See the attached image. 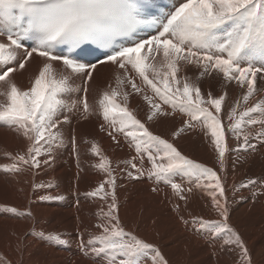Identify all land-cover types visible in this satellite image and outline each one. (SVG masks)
Here are the masks:
<instances>
[{"label":"snow or ice","instance_id":"snow-or-ice-1","mask_svg":"<svg viewBox=\"0 0 264 264\" xmlns=\"http://www.w3.org/2000/svg\"><path fill=\"white\" fill-rule=\"evenodd\" d=\"M173 10L156 12L154 0H0V92L5 99L0 102V122L14 129L25 140V148L15 155L6 153L11 163L0 164L9 173H23L39 169L54 160L52 149L62 142L61 126L70 123L67 115L60 118L62 110L75 107L62 97L73 92L74 78L85 83L93 79L98 65L115 67V87L111 84L100 95L97 105L109 128L129 139L143 162L146 155L151 163L147 170L130 163L131 178L147 176L156 182H165L187 204L193 188L185 189L174 177H188L194 187L209 190L212 204L220 219L192 217L191 224L212 237L224 238L227 245L241 249L242 264H251L247 247L238 233L228 224V198L220 175L211 167L183 155L169 140L155 135L128 107L130 92L142 94L149 107L148 120L168 117L177 111L189 119L184 128L199 124L218 152L223 168L225 154L229 152L225 125L221 112L227 93L207 96L201 91L199 80L216 74L227 82H235L246 89L226 113L227 128L236 140H241L237 151L254 149L252 138L264 141V99L249 106L257 92L258 75L264 82V0H183ZM150 17V18H149ZM155 29V34L142 33V28ZM31 41L34 46L26 47ZM95 44L105 49L103 59L84 63L76 58L75 50L82 45ZM60 46H67L61 52ZM60 52V54H57ZM42 58L31 87L22 89L13 74L24 70L33 57ZM62 65V70L57 68ZM198 72L196 79L182 72ZM136 77H139L140 84ZM146 86L151 95L144 91ZM85 96L82 119L92 115V105ZM166 106L171 107V112ZM260 126L255 133L250 127ZM104 130V125H101ZM115 141L112 131L108 133ZM92 151L100 156V147L93 144ZM46 156L47 159H41ZM136 158L133 157V161ZM107 173L108 179L89 195L102 198L111 196L107 212L101 210L104 222L97 227L99 234L90 233L81 239L85 254L101 258L103 264H168V260L153 243L127 231L118 215L116 176L107 156L96 165ZM105 184L110 193L105 192ZM255 180L242 182L239 187L255 185ZM39 184L35 187H51ZM234 186L233 191H236ZM60 197L41 196V200ZM176 209H179L177 204ZM7 211L20 216L31 215L15 207ZM183 219V217H181ZM186 224L189 221H184ZM39 235L44 236L43 232ZM47 239L60 244L68 243L61 234L49 233ZM7 264V262H4Z\"/></svg>","mask_w":264,"mask_h":264},{"label":"bare ground","instance_id":"bare-ground-1","mask_svg":"<svg viewBox=\"0 0 264 264\" xmlns=\"http://www.w3.org/2000/svg\"><path fill=\"white\" fill-rule=\"evenodd\" d=\"M41 63L42 58L34 56L24 70L14 73V80L17 85L22 89L31 87L32 80L37 74ZM56 66L59 70H62V65L57 64ZM114 73L115 67L110 64H105L102 66L98 65L96 71L93 72V79L87 81V83L82 78H74L73 92L70 96H64L62 98L69 105L75 102V106H78L81 93L87 87L88 91L86 95L89 104L92 105V115L88 119H82V115L79 114L78 110H75L74 113L71 111V108L63 109L60 118L63 119V116L67 115L70 123L61 126L62 142H58L52 149V152L56 153L58 157H54L50 166L43 165L44 167L39 169L25 171L24 177L15 181L9 192L3 190V194H1L2 189L0 190V264H4V262H7V264H92L87 260L81 261L79 259H73V256L68 257L64 253L70 252L72 247L56 244L54 241L47 239V235L41 236L39 233L61 234L62 239L67 238L68 243L74 245L77 243L73 235L77 231L74 223L79 222L83 205H88V207H85L86 210L88 208L99 209L108 207V204L111 203L110 195L107 199L102 198L103 194L95 197L89 195L101 184V181L96 182L95 179H103V182L108 179L107 173L96 167L101 162L102 156L109 158L111 161V169L116 176L117 203L125 191V189H120L118 185L124 181L121 176H125L122 174V170L129 166L127 162H136L144 170L149 169L145 166L146 164H151L147 156L145 155L143 162H141L140 154L136 153L130 140L126 139L122 133H116L113 129L109 128L108 123L99 112L97 101L100 95L109 84L115 87ZM182 75H188L194 80L196 79L195 76L190 74V71L182 72ZM213 79L216 81L217 77H213ZM136 81L138 84L141 83L139 77H136ZM141 86L144 87V91L147 94H152L150 88ZM127 90L130 92L128 107L138 119L147 124L149 130L155 135L169 140L183 155L193 152L190 158L194 157L197 149L201 147L207 148L205 145L199 147L194 144H187L192 138L191 133H193L194 137L201 133V130L199 131L197 127L199 124L195 125L194 123L191 129L185 127L183 133L181 132L178 136L173 135L178 129L184 127L185 121L189 119L186 114L177 111L174 115L158 117L150 121L147 119L149 107L143 100V95L132 93L130 87ZM2 91L3 88L0 87V92ZM201 91L207 96L204 90L201 89ZM4 99L0 95V102H4ZM166 107L169 112L172 111L170 106ZM77 124H84L83 126L86 129H77ZM101 125H104V130H101ZM110 131L116 136L115 141L108 134ZM94 143L100 147V156L92 151ZM25 144L26 142L22 136L14 129L0 122V164L11 161L6 156V153L15 155L17 152H22ZM200 153L197 152L196 154L200 155ZM242 153V151L231 150L229 148V152L225 154V160L233 161L234 164L231 166L226 161L223 168L220 164L215 167L217 158L215 163H206L209 158L206 161L203 159V162H200L201 158L198 156L195 157L199 160L196 161L197 163L204 164L213 169L215 167L214 170L220 173L228 203H235L241 197H247L250 193L251 186L240 188L239 183L235 179L243 177L244 180H247V177L255 175L263 168L260 163H256L251 167L239 161ZM210 154L212 153L210 152ZM133 157L136 158L134 161ZM41 159L45 158L42 156ZM76 168H80L83 171L77 170ZM9 174L13 173L0 169V175L7 176ZM127 178L132 181L131 183L133 185L146 186L148 188L154 187L166 193L173 192L170 185L163 181L156 182L147 176L140 177L139 179ZM173 179L176 183L192 186L195 191L203 195L202 202L199 198H193L192 195L187 194V204L183 200L172 201L165 207L167 210V213H165L164 210L157 208L152 201L147 200L142 195L140 199L134 202L136 204L138 201L142 203L141 206L137 204L135 212L130 209V204L125 200L120 202L118 206L120 222L125 229L133 232L147 242L155 244L162 254L169 251L173 244H176L178 247L187 244L188 240H184V232L180 228L179 220H190L192 217H203L204 219L212 220L220 219L215 208L214 211L213 208L210 209L213 212H207L209 210L207 205L212 202L209 190L194 187L193 183H189L188 177L186 176H177ZM49 183L52 185L51 187H35L39 184ZM228 184L231 185L228 186ZM234 186L237 189L236 191H233ZM105 192L110 193V189L107 186H105ZM49 195L60 198L50 200L39 199L41 196ZM257 198L251 197L245 206L249 207L256 202ZM55 201L56 204H54ZM177 204L180 206L178 210L175 207ZM11 207H15L21 212H31V215L26 214L20 216L7 211ZM96 220L101 223L104 222L100 218H96ZM86 222L92 229L95 228L96 225L93 220L88 219ZM44 224H46L44 228L41 227ZM228 224L237 233L238 229L236 224L233 223V214L230 210ZM259 227L264 229V222L255 216L253 219L247 220L245 228H241L244 230V232L242 231L244 235L241 236V239L243 240V237L247 235V239L243 241L250 255H252L253 251V242L260 237ZM188 228L189 230H193L194 226L191 224ZM201 235L200 246L192 251L189 260L185 264H218L216 258L220 255L218 250L221 246L218 244L224 238L212 237L211 244L214 245L213 249L218 255L211 258L209 252L205 251L206 238L209 233L201 230ZM88 239L89 236L87 237ZM260 243L264 244V239ZM194 246H196L195 243L190 242V248L193 249ZM13 255L17 257L15 261L11 259Z\"/></svg>","mask_w":264,"mask_h":264},{"label":"rangeland","instance_id":"rangeland-1","mask_svg":"<svg viewBox=\"0 0 264 264\" xmlns=\"http://www.w3.org/2000/svg\"><path fill=\"white\" fill-rule=\"evenodd\" d=\"M190 74L195 76V78H196L198 75V72L190 71ZM213 77H217L216 74H213L211 77H204V78L200 79L199 84H200V87L202 90H204L206 93H208L210 91L213 96H219V95H222L224 93H227L225 104H224L222 112H221V117H222L223 123L225 125V132H226L228 147L231 150H236L238 144L242 143V138L239 141L236 140L234 137V134L228 130L227 125H228L229 121L227 120L225 113L238 100L241 102L240 110H243L244 104L242 101V96L244 95V92L246 91V89H242L235 82H227L222 77H217L216 81L213 79ZM205 89H207V90H205ZM84 96H85V94H84ZM259 99H264V82L261 81V78L258 75L257 92L252 98H250V100L248 102L249 106L254 104ZM75 110H78L79 114L82 115V113H81L82 110L79 111L80 109H78V106L71 107L72 112L75 113ZM177 124H178V121H177ZM83 125L84 124H77L76 128L80 129V130H85L86 128ZM195 125H197V124L195 123ZM146 126H147V124H146ZM197 127H198L199 131L201 130L200 131L201 133H199L195 137H194L193 133H191L192 138L187 142V144H194V145H197L199 147H201V145H203V146L205 145V147H207L208 149L204 148V147L197 149L193 158H190V156L193 152L186 153L185 156H187L188 158H190L194 161H199L195 158L196 156H198L201 158L200 162H203L202 161L203 159H205V161H206L209 158V160L206 163H209V162L215 163L216 158H217V161H216L217 163L215 165V167H216L220 163L218 161V152L214 148V145H213L212 140L210 138V134H206L205 130H203L200 125H198ZM259 130H260L259 125H256L254 127H250L248 129V131L253 133V136ZM199 137H201V138L198 139ZM231 142H233V143L231 144ZM234 143H235V145H234ZM250 143L255 145V148L254 149H248V150H243V149L239 150V151L243 152L242 155H240L239 161H242L243 163H245V165H250L251 167H253L256 163H260L263 166V168L261 169V171L257 172L255 175L247 177V180H244L243 177L235 179L236 182L239 183V185L242 182L246 183L250 179L256 181L255 185H249V186H251V188H250V193L247 195V197L243 196L235 203H228V208L233 214V223L236 224L237 229H238L237 233L239 234L240 237L244 235V233H243L244 230L241 228H245V224H246L247 220H251L255 216H257L258 219H260L264 222V141H260V140H256L255 138H252L250 140ZM204 151L205 152L207 151V152L205 153ZM213 151H215V152H213ZM197 152H201L200 155H197L196 154ZM210 152L212 154H210ZM53 156L58 157V155L56 153H53ZM43 157L45 159H47L46 156H43ZM213 159H214V161H212ZM226 161L229 162L231 164V166L234 164L233 161L225 160V163H226ZM11 162L12 161L7 162V163H11ZM55 164H56V162H55ZM128 165H129L128 167H126L125 169L122 170V174L125 175L126 177L121 176L124 181L122 184L118 185L120 187V189H125L124 193L120 197V200L118 202V206H119L120 202L125 200L126 202H128L130 204V209L133 212H135V210L137 208V204L141 206L142 203L140 201H138L137 204L134 202L137 199H140L142 197V195H144L146 197V199L152 201L157 206V208L164 210L165 213H167V210L165 209V207L170 202L175 201V200H181L174 192L166 193V192L160 191L154 187L148 188L146 186L133 185L131 183L132 181L127 178V177H129L127 175V172L128 171L135 172V170L131 169L130 163ZM145 166L147 168H150L151 164L150 165L146 164ZM41 167H44V166L41 165ZM137 167L141 168L138 165H137ZM215 167H214V169H215ZM76 169L83 171L80 168H76ZM58 174H57V176H58ZM218 174L220 175V173H218ZM24 175H25L24 172L23 173H13V174H9L7 176L0 175V190L2 189L1 194H3V190H7L9 192L12 189L14 182L20 178H23ZM129 178H131V177H129ZM95 181L96 182L101 181L100 183H102L103 179L101 180L100 178H97V179H95ZM231 184H233V183H231ZM231 184H228V186ZM105 186H107L110 189V186L108 184H105ZM182 186L185 189L193 188L189 184L188 185L182 184ZM110 191H111V189H110ZM186 194L192 195L193 198H199L200 201L202 202L203 195H201L199 192L195 191L194 189L191 193H186ZM116 196H117V190H116ZM251 197H258V198H257L256 202L253 203L252 205H250L249 207L245 206V204L247 202H249ZM54 204H56V201L54 202ZM207 206L209 207V210H207V212H213L214 211V206H213L212 202L210 204H208ZM85 207H88V205H83V210L80 213V220H79V222L74 223V226L76 227L77 231L73 235L75 236L77 243L74 245H71L69 243L60 244V243H57L55 241L54 242L56 244H59V245H63V246L66 245V246L72 247L70 252L64 253L68 257L73 256V259H79L81 261L87 260V261L91 262L92 264H103V260L101 258L95 257L92 254H85V251L82 249L80 242H81V239L86 241L87 237L89 236L90 233H99L101 231V229L97 227L99 224H101V222L96 220V218H100V219L104 220L103 216L101 215V210L105 209V210H103V212H107L108 207H103V208H99V209L88 208V210H86ZM212 208H213V211L210 210ZM88 219H91L95 222V225H96L95 228L92 229L89 225H87L86 221ZM184 221H189V223L186 224ZM179 224L181 225L180 228L184 232V240H188V241H187V244L185 246L178 247L176 244H173V245H171V249L169 251L163 253L164 257L168 260L169 264H185L189 260L191 254H192V251L197 249L200 246V242L202 239L201 230H199L197 227H194L193 230H189L188 226L191 225V219L190 220L189 219H187V220L183 219L182 221L179 220ZM45 225L46 224L42 225L41 227L44 228ZM259 233H260V237L258 239H256L252 244V246H253L252 255H250L248 252L249 256L251 257V264H264V244L260 243L264 239V229L259 227ZM45 235H48V234H45ZM211 239H212V236L208 235V237L206 238L207 242H206L205 251L209 252L210 257L213 258L215 255H218V253L214 251V249H213L214 245L211 244ZM244 239H247V235L243 237V240ZM65 240L68 241L67 238ZM190 242H194L196 245L193 247V249L190 248ZM218 245H221L220 249L218 250L220 255L216 258V262L218 264H242L241 249L239 247H237L235 245L225 244L224 239ZM218 245H216V246H218ZM244 246H245V243H244ZM16 258L17 257L15 255H13V257L11 259L13 261H15ZM147 264H151V261L149 260L147 262Z\"/></svg>","mask_w":264,"mask_h":264}]
</instances>
